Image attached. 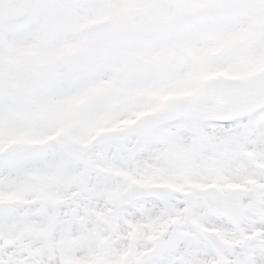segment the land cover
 <instances>
[{
	"label": "snow or ice",
	"instance_id": "snow-or-ice-1",
	"mask_svg": "<svg viewBox=\"0 0 264 264\" xmlns=\"http://www.w3.org/2000/svg\"><path fill=\"white\" fill-rule=\"evenodd\" d=\"M0 264H264V0H0Z\"/></svg>",
	"mask_w": 264,
	"mask_h": 264
}]
</instances>
